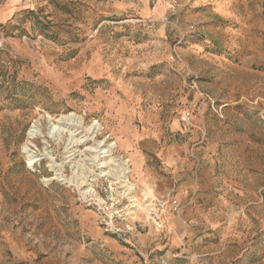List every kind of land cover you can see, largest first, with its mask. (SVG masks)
<instances>
[{"label": "rangeland", "instance_id": "1", "mask_svg": "<svg viewBox=\"0 0 264 264\" xmlns=\"http://www.w3.org/2000/svg\"><path fill=\"white\" fill-rule=\"evenodd\" d=\"M0 264H264V0H0Z\"/></svg>", "mask_w": 264, "mask_h": 264}, {"label": "bare ground", "instance_id": "2", "mask_svg": "<svg viewBox=\"0 0 264 264\" xmlns=\"http://www.w3.org/2000/svg\"><path fill=\"white\" fill-rule=\"evenodd\" d=\"M70 117L69 116H67V117H61V118H59L58 120H56V123L58 124V125H60V126H62L61 128H63V127H68V128H72V127H74V126H76V127H78V126H80L81 125V119H78L77 121H76V123H74V120H72V119H69ZM98 121H94L89 127H88V132H90L89 134L90 135H94L95 133H96V131H95V128L97 127V125H98ZM55 128V127H54ZM91 130V131H90ZM50 133V132H49ZM38 136V129H36V127L35 126H32V128H30L29 129V131H28V135H27V137L29 138V139H34V138H36ZM78 140V139H77ZM24 149H26V148H24ZM109 150H107V152H108ZM29 156H28V161L30 162V163H32V162H34V158H33V156H31L30 154H28ZM121 165H123L122 167L123 168H121V170L123 171V174L124 173H127L128 171H129V169H128V167L127 166H125V163H122ZM85 194H86V192H83V195L85 196ZM148 205H145V207H147ZM149 210H150V208L149 209H147V214L149 213Z\"/></svg>", "mask_w": 264, "mask_h": 264}]
</instances>
